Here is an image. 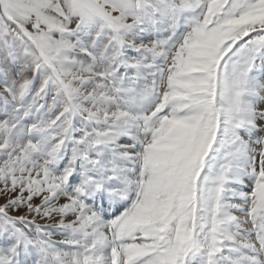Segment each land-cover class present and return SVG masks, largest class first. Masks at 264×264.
<instances>
[{"label":"snow or ice","instance_id":"1","mask_svg":"<svg viewBox=\"0 0 264 264\" xmlns=\"http://www.w3.org/2000/svg\"><path fill=\"white\" fill-rule=\"evenodd\" d=\"M0 264H264V0H0Z\"/></svg>","mask_w":264,"mask_h":264}]
</instances>
